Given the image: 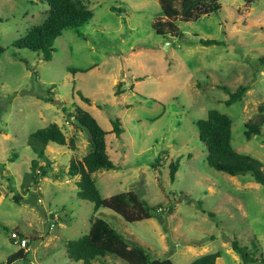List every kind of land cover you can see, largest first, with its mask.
Masks as SVG:
<instances>
[{
	"label": "rangeland",
	"instance_id": "rangeland-1",
	"mask_svg": "<svg viewBox=\"0 0 264 264\" xmlns=\"http://www.w3.org/2000/svg\"><path fill=\"white\" fill-rule=\"evenodd\" d=\"M217 1L216 12L175 20L182 35L161 36L150 26L161 15L158 0H80L91 17L76 29L64 27L53 40L50 59H42L10 42L42 20L46 3L0 0V264H84L66 256L64 242L84 233L90 216L104 218L150 258L168 257L172 264L216 250L214 264H242L230 247L232 236L247 246L257 241L264 254V184L248 173L231 175L208 165L193 123L209 108L225 113L233 149L264 166V112L260 132L244 134V122L257 121V105L264 100V62L259 60L264 0ZM198 37L224 42L202 44ZM165 39L170 40L166 51ZM117 81L124 88L118 95L113 93ZM239 84L246 86L240 99L224 104L228 93L220 86L232 91ZM74 104L107 131L106 151L114 166L92 172L99 194L132 189L149 204L170 205L169 212L127 221L105 207L94 211L90 201L79 198L77 175L44 174L37 185L31 183L25 176L31 158L50 173L65 168L71 153L79 157L88 149L85 132L62 111ZM114 116L123 127L120 137L110 130ZM50 121L66 138L74 136L75 148L49 141L37 157L27 136ZM177 157L170 180L167 164ZM242 180L255 184L241 185ZM12 229L27 244L23 257L6 262L19 247L9 237ZM101 259L125 264L110 254ZM90 264L101 263L91 259Z\"/></svg>",
	"mask_w": 264,
	"mask_h": 264
},
{
	"label": "trees",
	"instance_id": "trees-1",
	"mask_svg": "<svg viewBox=\"0 0 264 264\" xmlns=\"http://www.w3.org/2000/svg\"><path fill=\"white\" fill-rule=\"evenodd\" d=\"M46 3L47 11L42 20L31 25L21 36L14 38L10 45L13 48H26L36 51L42 59H50L53 48V40L61 33L64 27L78 28L91 17V10L86 8L80 0H41ZM251 0H244V4H249ZM161 15L151 20L150 26L156 34L161 36L171 35L180 36L175 20L195 19L202 14L216 12L220 3L217 0H158ZM113 10L115 7L110 6ZM196 41L202 44L223 43V39L218 38H196ZM2 48L0 47V51ZM13 56L17 53L13 51ZM21 59V58H20ZM264 62V54L259 58ZM25 65L27 62L23 59ZM76 69L69 68L74 72ZM228 95L223 100L224 104H229L239 100L246 86L239 84L232 91L228 90L226 85H221ZM124 91L121 87V81L113 85V93L120 94ZM79 98L89 101V97L77 92ZM44 101L58 102L52 96H40ZM67 120H71L76 127L83 130L86 134L88 149L81 155L76 156L71 153L65 168L59 171L48 172L46 167L38 163L37 158L30 159V169L25 174L29 176L31 183L37 185L38 176L49 174L54 178L62 175L74 176L76 195L91 202L92 209L95 211L98 207H105L116 214H119L124 220L133 221L147 218L155 214L169 212L171 206H162L160 204H149L139 192L132 189L112 193L108 196H101L91 176L92 172L100 168H111L114 163L106 151L104 130L96 119L84 108L74 104L71 111H66ZM264 100L257 105V121L248 120L244 122V134L260 132V124L263 122ZM111 131L115 136L120 137L123 127L117 116L110 119ZM199 141L205 148V160L211 167L233 174L248 173L256 182L264 184V166L256 157L236 151L230 144V119L217 110L209 108L204 117H199L193 121ZM65 144L68 148H75V138L73 135L65 137L60 125L55 121H50L44 126L31 131L27 136V144L37 157L44 155L45 146L49 142ZM158 154L154 158L157 162ZM152 162V165H154ZM178 166V157L167 164L168 176L170 180L174 178V173ZM27 190V189H26ZM18 200V196L14 195ZM201 208V203L196 202ZM201 211L204 209L201 208ZM209 216H213L211 211H207ZM14 230V229H12ZM11 231V230H10ZM15 231V230H14ZM17 232V231H16ZM18 233V232H17ZM18 235L23 236L18 233ZM25 237V236H24ZM12 239V238H11ZM27 239V238H26ZM231 249L238 254L242 264H264V254L259 251L258 243L250 240L249 245L241 244L234 237H229ZM13 240V239H12ZM27 244V242H26ZM25 244V246H26ZM24 247V246H23ZM25 250L18 247L6 257V262L12 261L17 257H23ZM64 252L66 256L73 260H80L84 264H90L91 259H98L100 263L107 264L101 258L110 254L121 258L125 264H172L168 257L150 258L145 248L137 243L126 240L123 235L108 222L99 216H90L87 230L76 238L67 239L64 242ZM219 256V251L206 252L192 258L186 264H214Z\"/></svg>",
	"mask_w": 264,
	"mask_h": 264
},
{
	"label": "built area",
	"instance_id": "built-area-1",
	"mask_svg": "<svg viewBox=\"0 0 264 264\" xmlns=\"http://www.w3.org/2000/svg\"><path fill=\"white\" fill-rule=\"evenodd\" d=\"M9 237L15 240L20 247L25 246L27 242L26 237L18 235V233L14 230L9 231Z\"/></svg>",
	"mask_w": 264,
	"mask_h": 264
},
{
	"label": "water",
	"instance_id": "water-1",
	"mask_svg": "<svg viewBox=\"0 0 264 264\" xmlns=\"http://www.w3.org/2000/svg\"><path fill=\"white\" fill-rule=\"evenodd\" d=\"M169 42H170V40L169 39H165L164 40V43L162 44V49L164 50V51H166L167 49H168V47H169Z\"/></svg>",
	"mask_w": 264,
	"mask_h": 264
},
{
	"label": "crops",
	"instance_id": "crops-1",
	"mask_svg": "<svg viewBox=\"0 0 264 264\" xmlns=\"http://www.w3.org/2000/svg\"><path fill=\"white\" fill-rule=\"evenodd\" d=\"M76 180V179H75ZM241 185H246V184H255V183H251V182H246L245 180H242L240 182ZM22 235V234H21ZM102 264V263H101Z\"/></svg>",
	"mask_w": 264,
	"mask_h": 264
}]
</instances>
